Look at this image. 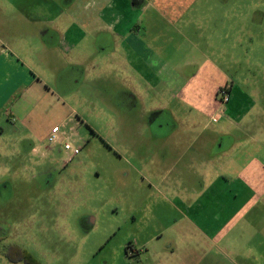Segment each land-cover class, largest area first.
<instances>
[{"label":"rangeland","instance_id":"1","mask_svg":"<svg viewBox=\"0 0 264 264\" xmlns=\"http://www.w3.org/2000/svg\"><path fill=\"white\" fill-rule=\"evenodd\" d=\"M68 1L0 0V27L9 29L0 33V52L6 50L0 55V264H10L4 256L9 244L27 249L41 264H264V257L239 259L223 249L231 242L245 245L250 235L264 243V199L219 249L183 218L176 200L184 193L183 180L195 191L196 169L181 166V180L162 179L168 167L154 166L156 154L148 146L159 133L153 127L158 122L179 127L164 128L156 139L179 143L198 135L237 142L235 160L222 171L231 191L198 202L206 209L204 219H216V226L250 205V191L235 178L252 159L264 167V0H194L185 11L186 33L181 22L172 26L150 9L133 14V23L141 24L136 42L152 47L145 61L153 70L166 76L162 63H167L184 76L204 74L205 80L193 85L202 88L203 97L192 100L181 99L192 96L185 90L166 97L161 82L152 84L150 93L140 91L149 87L138 75L133 81L128 67L109 68L107 60L118 56L122 39L100 18L94 26L74 23L76 31L68 34L73 29ZM96 3L79 0L77 6L83 12ZM164 4L154 5L162 11ZM195 13L219 17L203 28L205 34L228 36L191 48L176 32L195 38L200 32L188 18ZM215 85L231 88L228 103L221 104ZM153 95L169 104L155 120L153 109L164 103ZM216 112L219 122L212 116ZM193 124L195 130H187ZM54 125L74 132L76 157L69 159L60 142L48 143ZM260 177L255 186L264 180Z\"/></svg>","mask_w":264,"mask_h":264},{"label":"crops","instance_id":"2","mask_svg":"<svg viewBox=\"0 0 264 264\" xmlns=\"http://www.w3.org/2000/svg\"><path fill=\"white\" fill-rule=\"evenodd\" d=\"M97 2L96 6L89 11L84 10L81 11V8L77 6L79 3V0H69L67 2L69 17L73 19L72 23L70 24V28L66 31L68 34L72 33L70 32L73 30L76 31L74 28L76 26L74 23L82 24L84 26H94L93 21L95 18H100L101 22H103V26L112 32L115 36H118L122 39V44L116 48L115 57L109 56V60H107V63L109 64V68H112L113 70H124L125 67L129 68L130 74L128 75L131 77V79L136 80L137 75L140 79L144 80V83L149 87L145 90V86L140 88V91H146L147 93H150L151 85L155 84L156 82H161L163 84L164 89H162V92H168L166 93V97H168L171 94V98L177 97L173 96L174 94H180L183 90H185L186 93L191 92L192 96L184 95L180 96L181 99L186 100H192V99H199L203 97V90L199 86H193L194 84H197L198 82H203L205 80L204 74L199 73V71H196L195 73L184 76L181 73L177 72L174 69L169 70L166 66L167 63H162L163 67L166 71V76L162 75V71L153 70L151 64H147L148 62L145 61V52L152 50L151 46L148 44H144L141 41L136 42L135 39V33L137 31L136 28H141L136 23H133L134 18L133 14L139 10V11H148L149 9L152 10L153 14H156L157 16H163L168 24L175 25L177 23L181 22L182 28H185V33L187 28L189 29V23H187L184 18L186 17V8L189 6H192L194 4V0H176L177 2L173 0H94ZM185 2V5L183 4ZM131 3V5H130ZM155 3H165L162 5V11L161 9H158L154 4ZM73 5L75 7L73 8ZM174 5V6H172ZM178 6H181L185 8L184 10H179ZM189 20L195 21L197 25V30L200 33L195 37L191 38L188 36L181 35L178 31L176 34L180 37H182L188 45L192 47H196L197 42L203 43V44H212L216 43V40H220L226 38L228 35L227 33H224L223 35H217L210 34V33H204L207 29L203 30L206 25L213 22L214 19H219V17L214 18L210 15H203V13H195L190 15ZM79 20V21H78ZM185 21V23H184ZM184 24V25H183ZM217 24V22H216ZM185 26V27H184ZM9 31V29L0 27V33L5 35ZM66 33V35H68ZM73 35V34H72ZM65 36V35H64ZM217 38V39H216ZM173 40V37H172ZM59 40L57 41V43ZM196 43V44H195ZM120 47V48H119ZM120 49L121 54L120 57L123 59L121 61V58L119 57L118 50ZM6 54V50L2 49L0 52V55ZM203 66V65H202ZM175 74L174 76H172ZM214 82L211 78L208 79V83ZM181 83V86H180ZM215 94L218 93L219 86H214ZM231 90V88H230ZM219 94V93H218ZM168 95V96H167ZM155 96V95H153ZM160 95H156L155 99H157V103H164V105H158L153 109L154 113L159 112V116L161 114H164V110L168 108V102H163V100L166 99H159L157 98ZM165 96V95H164ZM161 97V96H160ZM164 97V98H166ZM170 98V99H171ZM171 99V100H172ZM191 102V101H190ZM187 101V103H190ZM186 103V102H185ZM192 104V102H191ZM197 111L199 113H203L198 108V104L195 105ZM165 115V114H164ZM168 117L169 114H166ZM213 117L217 119V122L221 120V112L214 113L212 115ZM211 116V118H212ZM155 118V117H154ZM152 120H155V119ZM152 122V121H151ZM153 127L156 130H159V133H156L157 136H161V132H163L164 128L166 130L175 131L176 128H178L179 124L176 123L175 125L172 124V122H158L153 123ZM177 125V126H176ZM55 126V125H54ZM53 127V126H52ZM187 130H195V127L197 125H191L187 126ZM207 127V126H206ZM205 126L201 127V131H204ZM218 129L221 132V128L218 127ZM50 131L48 132L49 135ZM218 134V135H219ZM47 135V137H48ZM164 135V134H162ZM202 136V133H200ZM153 137L150 139L148 146L152 145V148L155 151V160L158 162L157 164H154V166H157L158 168H167L164 170V173L161 175V178H177L179 180L182 179L180 176V167L182 169L191 170L196 169V180L197 183L193 187L195 191H190L187 189V187L184 186V180H183V188L184 193L180 197L176 196L177 203L179 205L182 204L183 207H181V215L183 218L190 224L192 227H194L198 234L201 235L206 240H209L213 245L219 247L221 249V246H224V240L228 237L229 233L232 229L237 227L240 223V219L244 217L245 215L251 214L252 210L256 205L258 204L257 200L259 198L264 199V180L262 179V183H260V187L254 185V178L260 177V174L264 175V167L261 165L258 167V164L253 161V159L250 161L249 164H247L236 176L235 179L241 180V183L243 184V188L250 191V205L246 204L241 206L236 212L234 213V219L230 220V223H223L222 226H216L215 222L217 221L215 218V221L207 222L204 219L205 216V207L204 204L202 205L201 202H198V199H204L206 198V195L209 196H219L222 191L223 194L226 191H231L229 188L230 185H227L228 182L225 181L222 177V171H229V168L231 167V161H234L236 156L234 154L235 146L238 144L235 141L231 142L228 141L225 144L222 140L219 141H211L207 139L199 138L198 135L196 138L190 139L185 138L182 139L181 142H174V139H167L160 138L156 139L155 134L152 135ZM153 140V141H152ZM172 141V142H171ZM151 143V144H150ZM177 148H181L178 155H173V153L176 151ZM76 157V156H75ZM74 158V157H73ZM255 164L256 167L253 166ZM249 166V170H248ZM155 168V167H154ZM256 170L260 172H255ZM262 170V171H261ZM250 173V175L248 174ZM255 173H259L258 176H254ZM241 176V177H240ZM179 177V178H178ZM189 176H186L185 178H188ZM242 178V179H241ZM261 178V177H260ZM224 185H223V184ZM224 187V190L222 189ZM235 192H238L235 189ZM237 194V193H234ZM184 195V196H183ZM183 196V197H182ZM190 196V198L188 197ZM236 196V195H235ZM256 197V198H255ZM183 208L184 211H183ZM248 227H253V225L247 224ZM252 225V226H251ZM256 229V228H255ZM250 231V229H249ZM259 231V229H258ZM261 232V230H260ZM251 234V231H250ZM260 234V233H259ZM257 239L255 236H249L248 242L245 245L239 244L238 242H231L229 244H226L223 249H228V251L237 256L239 259H256V258H262L264 257V250H261V247L264 245L263 240H255ZM260 241V242H259ZM253 243H256V245H253ZM221 245V246H220Z\"/></svg>","mask_w":264,"mask_h":264},{"label":"built area","instance_id":"3","mask_svg":"<svg viewBox=\"0 0 264 264\" xmlns=\"http://www.w3.org/2000/svg\"><path fill=\"white\" fill-rule=\"evenodd\" d=\"M221 104H226L230 101V93L228 88L219 90ZM63 126L55 125L51 128L47 137V141L50 144L60 142L63 149L69 153V159H72L79 154V148L73 145L74 132L62 130Z\"/></svg>","mask_w":264,"mask_h":264},{"label":"trees","instance_id":"4","mask_svg":"<svg viewBox=\"0 0 264 264\" xmlns=\"http://www.w3.org/2000/svg\"><path fill=\"white\" fill-rule=\"evenodd\" d=\"M3 238L0 236V241ZM4 256L10 264H41L30 251L18 244H9L4 250Z\"/></svg>","mask_w":264,"mask_h":264},{"label":"flooded vegetation","instance_id":"5","mask_svg":"<svg viewBox=\"0 0 264 264\" xmlns=\"http://www.w3.org/2000/svg\"><path fill=\"white\" fill-rule=\"evenodd\" d=\"M228 86H226V87H224V88H227ZM224 88H220L219 90H221V89H224ZM219 90H218V92H219ZM228 90H229V93H230V88L228 87ZM159 115V112H156V113H154V117L156 118L157 116ZM153 117V118H154ZM159 117H164V114H161V116H159ZM4 228H3V226L0 224V236L4 239V235H3V233H4ZM2 239V240H3ZM1 240V241H2Z\"/></svg>","mask_w":264,"mask_h":264}]
</instances>
